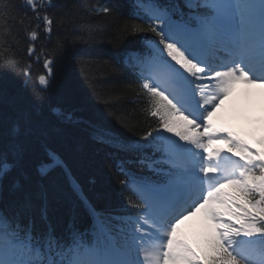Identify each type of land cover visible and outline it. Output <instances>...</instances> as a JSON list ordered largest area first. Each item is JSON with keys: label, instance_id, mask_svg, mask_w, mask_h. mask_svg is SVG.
Wrapping results in <instances>:
<instances>
[{"label": "snow or ice", "instance_id": "obj_1", "mask_svg": "<svg viewBox=\"0 0 264 264\" xmlns=\"http://www.w3.org/2000/svg\"><path fill=\"white\" fill-rule=\"evenodd\" d=\"M39 7L45 9L42 17L36 0H0V68L21 62L8 43L9 37L15 39L16 25L25 23L28 13L21 9L42 20L49 35L57 24L73 26L71 17L57 21L49 15L51 0H41ZM136 7L143 16L113 22L120 37H155L148 52L131 51L123 61L138 85L131 89L137 97L133 103L142 100L140 112L148 128L126 145L93 130L99 142L135 156L117 165L124 176L119 183L127 215L98 212L81 196L93 218L91 235L80 229L75 217L58 234V226L49 220L46 194L38 218L27 200L0 207V264H264V151H253L231 133H218L210 122L235 85L264 87V0H185L187 11L158 0H136ZM90 10L97 16L115 14L109 6ZM40 26L25 29L30 41L39 38ZM62 47L58 40L57 50ZM35 52L29 43L28 56ZM53 63V55H46L44 72L35 78L40 86L34 89L37 109ZM31 67L28 61L26 78ZM53 111L72 122L71 114ZM118 122L133 131L127 117ZM45 134L29 121L23 128L12 126L9 138L0 142V182L23 174L26 137H34L49 158L39 168L41 175L62 165L42 144ZM217 142L229 145L231 155L214 149ZM127 164L142 174L128 170ZM19 186L14 180L13 188ZM199 214L204 222L198 237L191 239L181 226Z\"/></svg>", "mask_w": 264, "mask_h": 264}, {"label": "trees", "instance_id": "obj_2", "mask_svg": "<svg viewBox=\"0 0 264 264\" xmlns=\"http://www.w3.org/2000/svg\"><path fill=\"white\" fill-rule=\"evenodd\" d=\"M51 2L48 13L55 20L71 17L74 21L71 27L55 25L49 38L38 31V40L44 46L42 52L54 57V82L37 109L34 89L40 86L35 78L44 69L35 57L28 56L26 48L30 40L25 29L35 28L39 21L31 10L21 9L28 13L24 17L25 23L17 24L15 39L9 37L8 40L21 62L15 68H0V142L9 138L12 126L17 123L23 128L29 121L31 126L44 129L46 134L42 137V144L62 157L96 210L112 214L124 205L119 183L122 177L112 155L114 149L96 141L93 130H103L110 137L129 141L139 139V134L147 130L148 124L140 112L142 100L139 104L133 103L137 97L131 89L138 85L124 70L121 55L155 37L152 33L127 37L118 35L113 21L132 18L130 0H66L63 5L60 0ZM91 6H109L115 14L97 16L90 10ZM40 25L43 27L42 22ZM58 40L63 42L59 50ZM28 61L32 62L31 76L26 78L23 69ZM129 81H132L131 88ZM53 109L71 114L72 122L58 116ZM122 117L128 118L133 131L121 126L118 121ZM147 119L153 125L157 123L156 118ZM23 139L28 145L23 174L9 176L6 181L10 188L15 178L22 185L5 194L6 205L12 207L25 200L30 201L38 218L44 204L42 194H46L49 220L58 226L57 230H61L73 217L78 224L84 214L83 206L67 177L56 167L52 174L41 178L37 167L46 159L47 153L36 144L34 137Z\"/></svg>", "mask_w": 264, "mask_h": 264}, {"label": "rangeland", "instance_id": "obj_3", "mask_svg": "<svg viewBox=\"0 0 264 264\" xmlns=\"http://www.w3.org/2000/svg\"><path fill=\"white\" fill-rule=\"evenodd\" d=\"M66 3V0H60V2L63 5ZM240 94L242 95L240 97V100L238 101L239 104L242 103L243 107L245 109H253L254 108V92L252 90L246 89L245 87L240 88ZM234 101V100H232ZM243 117L244 118V112L239 109L236 105L228 102V107L226 110H220L219 108L216 109L214 112L213 116L210 118L211 123H220L222 122H239V118Z\"/></svg>", "mask_w": 264, "mask_h": 264}]
</instances>
